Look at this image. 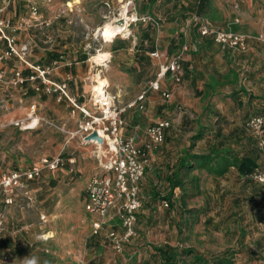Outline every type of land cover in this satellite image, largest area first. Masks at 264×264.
<instances>
[{
  "label": "crops",
  "instance_id": "1",
  "mask_svg": "<svg viewBox=\"0 0 264 264\" xmlns=\"http://www.w3.org/2000/svg\"><path fill=\"white\" fill-rule=\"evenodd\" d=\"M139 1L138 12L159 18V27L134 26L131 36L117 35L105 40L101 49H96V53L100 50L109 54L103 63L107 70L104 77L108 80L105 87L117 95L120 105L147 90L159 64L168 62L184 41L189 45L180 60V79L174 80L167 73L160 80V88L169 92L170 97L166 99L157 91L147 90L144 98L123 114L125 135L135 134L140 143L144 139L143 129L148 124L158 118L171 119L163 143L150 155L140 180L141 186L145 193L149 191L155 195L159 189L166 187L159 179L163 176L169 178L166 189L175 196L186 192L201 197L200 203L188 206V209L192 207L201 211L199 217L202 223H206V228L209 230L212 226L218 230L213 232L219 235L218 251H223L219 253L224 254L231 247V252L225 255L238 260L236 264H264V183L248 178L239 170L243 159H250L255 165L259 162L257 140L245 123L250 116L264 113V74L259 71L262 63L259 56L264 54V41L257 38L264 35V12L259 9L264 0ZM101 5L103 18L112 8L111 0H102ZM213 11L217 16L212 15ZM192 14H198L218 27L229 25L233 30L247 34V50L236 52L215 43L210 36H200L197 29L189 24ZM8 18L12 21V17ZM64 18L50 25H44L42 22L45 20L40 18L32 21L30 26L38 25L45 30L42 32L43 45L37 46L40 51L31 53L30 60L35 64L48 65L63 56L64 60L51 78L62 81L69 75V94L81 100L85 99L86 80L90 77L82 67L85 60L80 57L87 53L86 44L71 48L62 39L58 40L65 31L62 24L69 19ZM234 18H238L237 24L233 22ZM20 34H17L18 43L24 42L19 38ZM48 37L52 43L46 41ZM155 51L158 53L156 57L151 55ZM250 51L254 59L248 64L245 57ZM3 67L6 69L5 65ZM18 89L22 96L30 95L31 103L35 101L37 104L32 117L48 119L40 112L42 102L35 99L29 86ZM56 105L62 115L65 106ZM24 113L25 117L14 121L18 124L13 122L19 129L34 131L42 125L46 126L43 123L27 126L30 122L28 108ZM66 114L67 118L59 116L50 121L67 134L74 130L67 125L73 116L69 111ZM198 201L199 198H196L194 202ZM84 213L92 232L91 224L96 217ZM105 229V235L112 230L117 233L122 231L115 217L109 220ZM102 230L92 234L99 235ZM22 244L26 249L32 247V242L24 241ZM26 249L16 252L20 256L26 253ZM4 257L7 259L4 260ZM0 261L7 263L8 256L0 257Z\"/></svg>",
  "mask_w": 264,
  "mask_h": 264
},
{
  "label": "rangeland",
  "instance_id": "2",
  "mask_svg": "<svg viewBox=\"0 0 264 264\" xmlns=\"http://www.w3.org/2000/svg\"><path fill=\"white\" fill-rule=\"evenodd\" d=\"M10 1L3 15L12 17L15 24L19 17H27L28 10L25 0ZM35 1L38 3L40 20H50L59 9L64 8L66 2H70L73 11L67 18L71 19V23L62 24L65 31L58 40L62 39L71 48H79L86 44L87 58L82 67L89 72L90 77L86 80L85 99L75 97L79 102L90 106L89 96L92 87L100 81L104 87L108 83L104 77L107 70L103 63L109 54L100 50L96 53V49H101L105 40H110L102 35L105 26L114 24L106 22L101 17L104 10L102 0H51L50 3L46 0ZM139 2L134 1L137 11ZM0 4H4V0H0ZM111 5L117 8L119 4L117 0H111ZM259 7L261 13L264 12V3ZM212 15L217 16L215 11ZM43 30L45 29L39 28L38 25H32L18 31L21 32L20 39L30 42L31 53L40 51L37 46L43 45ZM93 55L106 56V59L103 62H96L90 58ZM253 56V52L247 53L245 59L248 60V64H251L249 61L254 59ZM259 57L260 63L262 62L259 63V71L262 75L264 54ZM15 64L14 59L8 60L4 64L6 71L10 72ZM18 90V87L0 84V174L12 170L24 171L39 164L43 157L51 159L58 154L64 159L73 157L74 163L64 162L54 170L44 169L39 177L28 181L30 201L16 196L10 205L4 206L0 199V213L4 212V223L0 229V257L8 256V262L0 261V264H24L26 259H34L35 264H163L157 248H193L195 252L177 256L175 259L177 264L237 263L238 260L225 255L231 252V247L226 253H219L223 252L218 251L219 235L213 232L218 230L211 226L209 231L206 223L201 222L199 217L201 211L192 208L201 202V197L186 192L181 194L182 196H175L166 189L169 178L163 176L159 179L166 187L159 189L155 195L149 191L145 193L139 181L141 207L137 212L135 233L123 244L121 252L113 250L108 234L105 235V226L102 228L104 230L100 229L102 231L99 235L92 234L90 221L83 211L82 199L86 183L93 176L101 174L94 145L81 144L78 135L71 137L69 133H63L58 128L48 125H42L34 131L19 129L13 122L16 118L25 117L24 112L27 108L29 111L32 98L27 94L22 96ZM34 97L42 102L40 112L49 120L58 119L59 116L67 118L66 111H70V106L65 99L57 102L54 95L45 94L41 96L34 94ZM56 103L65 106L62 115L55 108ZM79 120L80 114L76 112L68 121V128L76 130ZM155 150L149 154V159ZM196 198H199L198 202H194ZM163 201L168 205L164 206ZM188 206L192 207L188 209ZM24 241L32 242V247L26 249L22 244ZM94 242L96 244H93ZM24 248L27 250L26 253L19 256L16 250Z\"/></svg>",
  "mask_w": 264,
  "mask_h": 264
},
{
  "label": "built area",
  "instance_id": "3",
  "mask_svg": "<svg viewBox=\"0 0 264 264\" xmlns=\"http://www.w3.org/2000/svg\"><path fill=\"white\" fill-rule=\"evenodd\" d=\"M134 1L117 0L118 7L110 8L103 15L106 22L119 25L118 34L115 36H131L132 28L138 24L159 27V18L152 14H140ZM25 2L28 15L19 17L15 24L3 15L10 0H4V4H0V84L15 88L28 85L35 95H54L57 102L65 99L70 106V115L74 116L76 112L80 114L77 129L69 134L71 137L78 135L81 144L94 145V151L101 167V174L93 176L85 185L82 199L84 211L96 217L91 224L93 233H97L113 217L118 219L121 233L112 230L108 232V237L113 250L119 253L123 250V244L128 242L135 233L137 212L141 207L138 184L149 163V154L163 143L165 132L171 126L170 118H158L152 121L143 129L144 139L140 143L135 134L125 135L126 121L123 114L128 108L141 101L147 90L157 91L166 99L170 97L169 92L160 88V80L167 73H170L174 80L180 79L182 72L180 60L183 53L189 49L188 42L184 41L180 50L168 62L159 64L155 78L149 82L147 90L141 92L132 101L120 105L117 95L104 87L101 93H94L93 89L91 90L90 106H88L69 94V75L62 81H55L51 78L52 73L60 67L64 60L63 56L60 55L48 65L35 64L30 60L32 50L30 42L18 43V31L40 18L38 3L35 0H25ZM46 2L50 3L51 0H46ZM69 3L66 2L64 8L59 9L50 20L42 23L50 25L61 17L66 18L73 11ZM67 22L71 23L70 20ZM233 22H238V18H234ZM189 24L197 29L200 36H210L217 44L236 52L247 50L249 36L233 30L229 25L225 28L218 27L198 14L190 15ZM257 38L264 41V35H259ZM46 41L50 42L51 39L48 37ZM151 55L156 57L158 53L155 51ZM10 59H14L16 64L10 72H7L3 65ZM25 69L28 71L24 72ZM36 109L37 104L34 101L29 105L30 122L27 126L43 123L65 132L48 119L32 117ZM14 123L18 124V122ZM245 125L256 138L259 150V162L246 176L256 182L264 183V113L250 116ZM93 132L101 138V142L97 139H88ZM64 162L73 164L74 159L73 157L64 159L61 154L51 159L43 157L39 164L24 171L12 170L0 174L1 202L4 206H8L16 196L30 201L27 182L39 177L44 169L54 170ZM163 204L168 205L166 201H163ZM3 223L4 212L0 213V229ZM3 259L6 260L7 257Z\"/></svg>",
  "mask_w": 264,
  "mask_h": 264
},
{
  "label": "trees",
  "instance_id": "4",
  "mask_svg": "<svg viewBox=\"0 0 264 264\" xmlns=\"http://www.w3.org/2000/svg\"><path fill=\"white\" fill-rule=\"evenodd\" d=\"M82 60H85L87 58V56L85 54L80 56ZM198 134L195 136L197 137ZM193 157H198V155H194ZM201 157V156H200ZM255 163L253 161H251L250 159H243L240 163H239V170L242 173H249L253 167H254ZM164 198H169V196H164ZM157 250L159 251V254L162 258V263L163 264H177V262L175 261L177 256H180L182 254H190L192 253L194 250L192 248H184V249H176V248H171V249H166V248H157ZM17 252H19L20 250H16ZM201 258V257H200Z\"/></svg>",
  "mask_w": 264,
  "mask_h": 264
},
{
  "label": "bare ground",
  "instance_id": "5",
  "mask_svg": "<svg viewBox=\"0 0 264 264\" xmlns=\"http://www.w3.org/2000/svg\"><path fill=\"white\" fill-rule=\"evenodd\" d=\"M105 30L102 35L103 36H107V38L109 39H113V37L115 36V34H118V31H119V25L117 23H114V25H106L105 26ZM91 59H93V61L95 60L96 62H103L105 59H106V56H102V55H93L92 57H90ZM99 82V80H97ZM94 93H101L104 89V86L102 83L99 82V84L97 85H94L92 87ZM28 125V124H27Z\"/></svg>",
  "mask_w": 264,
  "mask_h": 264
},
{
  "label": "water",
  "instance_id": "6",
  "mask_svg": "<svg viewBox=\"0 0 264 264\" xmlns=\"http://www.w3.org/2000/svg\"><path fill=\"white\" fill-rule=\"evenodd\" d=\"M89 138H92V139H97L99 142H101V138L100 137H98L97 135H96V133L95 132H93L90 136H88V139Z\"/></svg>",
  "mask_w": 264,
  "mask_h": 264
},
{
  "label": "clouds",
  "instance_id": "7",
  "mask_svg": "<svg viewBox=\"0 0 264 264\" xmlns=\"http://www.w3.org/2000/svg\"><path fill=\"white\" fill-rule=\"evenodd\" d=\"M24 264H35V261H34V259H26L24 261Z\"/></svg>",
  "mask_w": 264,
  "mask_h": 264
}]
</instances>
